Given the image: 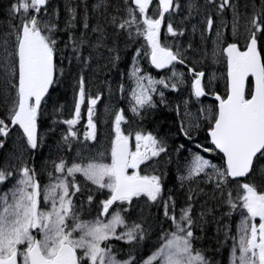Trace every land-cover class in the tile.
Listing matches in <instances>:
<instances>
[{
    "label": "snow or ice",
    "instance_id": "snow-or-ice-1",
    "mask_svg": "<svg viewBox=\"0 0 264 264\" xmlns=\"http://www.w3.org/2000/svg\"><path fill=\"white\" fill-rule=\"evenodd\" d=\"M0 12V264H216L197 246L209 223L218 242L232 240L230 264H264V0H64L62 23L52 0H7ZM130 49L120 82L106 81L118 100L104 105L111 131L93 152L104 93L88 72L101 61L118 69ZM209 63L226 69L222 94ZM68 78L72 110L52 102L49 131L63 127L44 183L39 129L50 90ZM166 91L178 94L174 108ZM159 105L196 150L143 126ZM172 165L183 206L168 187Z\"/></svg>",
    "mask_w": 264,
    "mask_h": 264
},
{
    "label": "trees",
    "instance_id": "trees-1",
    "mask_svg": "<svg viewBox=\"0 0 264 264\" xmlns=\"http://www.w3.org/2000/svg\"><path fill=\"white\" fill-rule=\"evenodd\" d=\"M78 0H73V3H77ZM89 5H91L94 0H88ZM7 4V0H0V9H2L5 5ZM52 5L53 7H57L59 6L61 9V23L63 22V5H64V0H52ZM3 19V15L2 12H0V21H2ZM66 38V37H65ZM63 46V45H61ZM105 62H101V66H97L95 63L93 64V68L97 67L100 68L102 67V65ZM108 68V67H107ZM100 73H101V69L98 71H94L93 69H91L88 72V80L91 85H96L99 89V91H101V87L100 82L102 81L101 77H100ZM68 83L70 84V81H68ZM67 81H65L64 84L58 85L56 86L54 91H51V97L53 100V102H55L56 104H63L66 105V116L69 114V112L72 109V103L70 102L68 96H69V88L67 86ZM89 86V88H90ZM51 99V100H52ZM71 108V109H70ZM161 110H158L157 112H153L152 117H151V123L147 126V129L149 130L150 127L152 126L156 131H159L161 134L163 133V122H167L169 124V131L171 130L172 126L176 125V122H174L171 118H174V116H172V113H167V117H165V115H162ZM52 105H49L47 107V111L45 113L44 118L41 121V126L44 125H48L51 126L52 123ZM64 113V114H65ZM166 131V130H165ZM172 132V131H171ZM206 132L202 131L199 136L196 138V140H199L201 143L204 142V138H205ZM187 155V153H186ZM212 160L214 163H219V158L218 157H212ZM173 168H176L175 165H172ZM181 193V198H184V193L179 190ZM200 203H203V201H201ZM184 204V201L183 203ZM181 206V205H180ZM215 205L210 201L209 202V207H214ZM200 208H199V204H197V212H199ZM220 213L217 212L216 216L217 218L219 217ZM209 219L211 220L212 217H209ZM236 220H237V215H235L231 221L232 224V231L233 234H235V226H236ZM165 227H167V225L165 224ZM200 234V233H198ZM202 235L204 238L202 240H200L197 244L198 247H204V248H208L211 249V251L209 252V255L212 256V258L214 259V261L216 262V264H227L228 263V251L230 248V244L232 240H227L226 242L223 241V236L221 235L219 240L221 242L217 241L216 238V225L214 223H209L206 226V232ZM156 241V237L153 236L149 241L146 242V244L143 246V248L140 249V254L142 255V257L146 258L148 255L151 254V252L154 250V244ZM117 243V245H122L123 242H115ZM216 249H219V251H216Z\"/></svg>",
    "mask_w": 264,
    "mask_h": 264
},
{
    "label": "rangeland",
    "instance_id": "rangeland-1",
    "mask_svg": "<svg viewBox=\"0 0 264 264\" xmlns=\"http://www.w3.org/2000/svg\"><path fill=\"white\" fill-rule=\"evenodd\" d=\"M199 39V37L197 36V40ZM129 60H130V51L126 54V55H124L123 56V58H122V63L123 64H127L128 62H129ZM94 71H98V70H100L101 69V73H100V77H101V79H102V81H103V84L106 86V88H105V91H104V97H103V101L98 105V109H99V113H100V116H101V119H100V122H99V125L101 126V129H100V131L102 132V135L100 134V146H99V148L98 149H103L105 146H106V142H102L103 141V138L102 137H104V138H108L109 137V133H110V131L111 130H108V129H106V127H105V119H104V116H103V113H104V105L105 104H108V103H112V104H114V98L115 97H113L112 98V100L110 101L109 100V98H108V92H107V88H108V84L106 83V81H108L109 80V76H116L115 75V70H116V68H107V67H100V68H92ZM109 82V81H108ZM120 81H118V80H115L114 81V85H113V87H115L118 83H119ZM67 83H68V79H67ZM67 86H68V88H69V90H70V85H69V83L67 84ZM71 96H72V94H71ZM118 98V97H117ZM118 100V99H117ZM120 101H122L123 103H124V105H126V106H128V101H127V99H125V100H120ZM50 102H53V99L50 101ZM205 106H207L208 104L207 103H203ZM177 117V116H176ZM104 121V122H103ZM110 126V125H109ZM60 127V126H59ZM57 128V131H56V133H57V136H59L60 135V131H61V128ZM111 127V126H110ZM49 131V130H48ZM58 139V138H57ZM54 142L52 141V140H48L47 141V144L45 145V146H43L41 149H40V152L43 150V152L42 153H40L39 154V159H40V163H41V171L42 172H44V169H43V165H44V162H45V160H46V158L50 155V154H52V155H54V153H51V146H52V144H53ZM97 147V146H96ZM96 151V150H95ZM94 150H93V152H95ZM50 167H49V170H50V168H51V165H49ZM46 177H47V173H46ZM48 182V177H47V179H46V182H44V183H47ZM239 222V217H238V221H237V223Z\"/></svg>",
    "mask_w": 264,
    "mask_h": 264
},
{
    "label": "flooded vegetation",
    "instance_id": "flooded-vegetation-1",
    "mask_svg": "<svg viewBox=\"0 0 264 264\" xmlns=\"http://www.w3.org/2000/svg\"><path fill=\"white\" fill-rule=\"evenodd\" d=\"M133 51H134V49H133ZM146 66H148V65H146ZM206 67H207V65H206ZM207 70H208L209 74H212L215 72V75L218 77V79L216 81H214V87L216 88V90H218L219 93L222 94L224 92V79L221 77L223 76L225 71H223L220 66H218L217 68L213 66V68L212 67L209 69L207 68ZM150 71H151V73H153L154 76H157V78H159V74L156 71H153L152 69H150ZM160 74H162V73H160ZM166 94L173 95L175 100H177L179 98L177 93H172V92L166 91ZM210 101L212 104L215 103L214 100H210ZM167 113H168V111L166 110L165 111V117H167ZM163 123H164L163 124V126H164L163 127V134H165V133L169 132V127H171V126H169V124L167 122H163ZM149 130H155V129L151 126ZM171 131H172L171 132L172 133L171 140H173L176 143V145H179L180 143H182L180 141V136L177 134L176 127L174 125L172 126ZM175 135H176V137H175ZM8 147L11 148V146H9V145H8ZM133 147H134V145H133ZM1 155H3V153H1Z\"/></svg>",
    "mask_w": 264,
    "mask_h": 264
},
{
    "label": "bare ground",
    "instance_id": "bare-ground-1",
    "mask_svg": "<svg viewBox=\"0 0 264 264\" xmlns=\"http://www.w3.org/2000/svg\"><path fill=\"white\" fill-rule=\"evenodd\" d=\"M65 81H67V79Z\"/></svg>",
    "mask_w": 264,
    "mask_h": 264
}]
</instances>
